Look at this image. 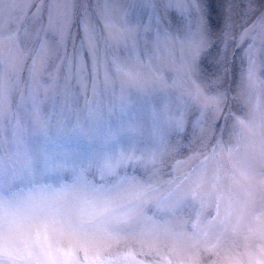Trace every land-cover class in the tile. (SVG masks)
<instances>
[{"label":"snow or ice","instance_id":"snow-or-ice-1","mask_svg":"<svg viewBox=\"0 0 264 264\" xmlns=\"http://www.w3.org/2000/svg\"><path fill=\"white\" fill-rule=\"evenodd\" d=\"M169 3L181 7L185 0ZM118 4L96 0L94 11L109 40L129 51V62L114 60L126 82L142 78V42H151L147 66L152 81L165 86L167 71L183 73L185 67L172 65L165 54L170 35L158 31L145 40L152 25L140 23L135 0ZM74 21L78 35L71 30ZM96 48L85 0H0V172L15 171L26 161L25 116L44 133L43 112L51 94L62 90L67 102L73 80L87 88L85 57L95 65ZM253 52L249 50L250 62ZM92 88L95 92L94 81ZM192 94L200 95L198 89ZM121 100L127 102L123 90ZM172 123L182 130L183 116L172 117ZM236 126L239 132L231 141L219 140L210 151L177 159L173 168L179 175L164 182L159 179L164 154L130 147L74 168L67 183L42 185L45 195L39 199L0 212V264H79L80 253L85 264H150L141 258L148 255L145 247L161 264H201L204 253L218 257L220 264H264V171L250 162L264 159V118L240 119ZM197 157L199 166L186 174L189 161ZM127 167L151 169L152 176H120ZM92 168L103 183L89 179ZM109 177L116 179L108 183ZM4 203L0 199V207ZM186 208L191 209L187 218ZM136 224L139 231L128 230ZM126 241L135 243L107 253Z\"/></svg>","mask_w":264,"mask_h":264},{"label":"clouds","instance_id":"clouds-1","mask_svg":"<svg viewBox=\"0 0 264 264\" xmlns=\"http://www.w3.org/2000/svg\"><path fill=\"white\" fill-rule=\"evenodd\" d=\"M95 2L85 0L97 36L95 65L85 57L87 88L81 89L73 80L67 102L62 90L51 94L43 112L47 121L44 133L24 117L26 161L21 160L15 171L9 167L0 172V199L5 202L0 212L4 214L45 195L42 185L69 182L74 168L86 166L108 151L130 147L138 153L160 151L164 163L159 179L167 181L179 175L173 168L177 159L210 151L219 140L231 141L239 132L236 125L240 119L264 118V0H185L181 7L169 0H151V4L135 0L140 23L152 25L145 40L149 35L155 37L158 31L167 32L171 38L165 54L172 65L186 69L179 74L167 71L165 86L150 77V41L147 45L142 42L139 48L145 54L138 66L142 78L136 83L126 82L114 60L121 65L129 62V51L109 40L102 17L94 11ZM123 4L124 0H119L118 6ZM79 27L74 21V35L79 34ZM76 44L79 47L78 40ZM250 49L254 50L251 62ZM193 89L199 90V97L192 94ZM122 90L127 102L121 100ZM180 115L184 126L177 130L172 117ZM250 162L258 171H264V159L250 158ZM199 163L198 157L190 160L184 172L191 173ZM57 166L58 170L52 171ZM118 174L148 179L152 171L127 167ZM88 177L94 183L104 182L95 168L89 170ZM115 179L109 177L107 182ZM164 187L162 184L161 191ZM190 211L185 209V218ZM140 227L136 224L128 230L139 231ZM128 243L135 242H121L107 253L115 254ZM143 251L148 255L142 259L161 264L147 247ZM79 264H85L83 253L79 254ZM201 264L220 262L218 257L204 253Z\"/></svg>","mask_w":264,"mask_h":264}]
</instances>
